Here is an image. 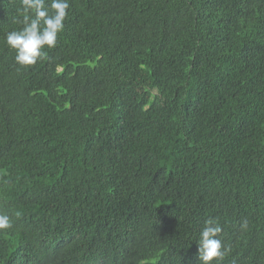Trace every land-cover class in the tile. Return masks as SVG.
Wrapping results in <instances>:
<instances>
[{"label":"trees","instance_id":"obj_1","mask_svg":"<svg viewBox=\"0 0 264 264\" xmlns=\"http://www.w3.org/2000/svg\"><path fill=\"white\" fill-rule=\"evenodd\" d=\"M69 5L20 66L0 0V264H264V0Z\"/></svg>","mask_w":264,"mask_h":264},{"label":"clouds","instance_id":"obj_2","mask_svg":"<svg viewBox=\"0 0 264 264\" xmlns=\"http://www.w3.org/2000/svg\"><path fill=\"white\" fill-rule=\"evenodd\" d=\"M20 0L23 27L6 34L7 45L16 50L15 62L20 66L34 65L44 56L42 49L55 47L57 36L64 28V20L69 9V0ZM12 223L8 215L0 214V230L9 229ZM223 231L214 218L204 221L198 244V259L202 264L223 261L225 249L219 234Z\"/></svg>","mask_w":264,"mask_h":264}]
</instances>
